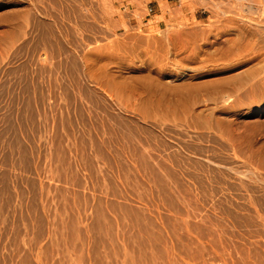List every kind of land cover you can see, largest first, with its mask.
<instances>
[{
	"label": "rangeland",
	"instance_id": "obj_1",
	"mask_svg": "<svg viewBox=\"0 0 264 264\" xmlns=\"http://www.w3.org/2000/svg\"><path fill=\"white\" fill-rule=\"evenodd\" d=\"M206 262L264 264V0H0V264Z\"/></svg>",
	"mask_w": 264,
	"mask_h": 264
},
{
	"label": "built area",
	"instance_id": "obj_2",
	"mask_svg": "<svg viewBox=\"0 0 264 264\" xmlns=\"http://www.w3.org/2000/svg\"><path fill=\"white\" fill-rule=\"evenodd\" d=\"M148 13H152V9L149 7V9H148ZM204 264H212V263H210V262H206V263H204Z\"/></svg>",
	"mask_w": 264,
	"mask_h": 264
},
{
	"label": "crops",
	"instance_id": "obj_3",
	"mask_svg": "<svg viewBox=\"0 0 264 264\" xmlns=\"http://www.w3.org/2000/svg\"><path fill=\"white\" fill-rule=\"evenodd\" d=\"M155 6H157V3H156V5Z\"/></svg>",
	"mask_w": 264,
	"mask_h": 264
}]
</instances>
